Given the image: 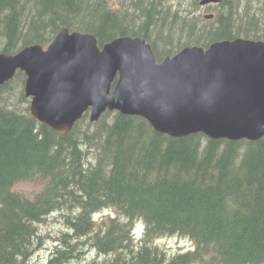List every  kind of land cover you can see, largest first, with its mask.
Listing matches in <instances>:
<instances>
[{
  "label": "trees",
  "instance_id": "trees-1",
  "mask_svg": "<svg viewBox=\"0 0 264 264\" xmlns=\"http://www.w3.org/2000/svg\"><path fill=\"white\" fill-rule=\"evenodd\" d=\"M63 28L100 46L144 37L161 61L186 46L264 39V0H0V52L47 46ZM26 78L18 70L0 86V264H28L57 214L65 229L47 264H264V137H173L119 111L94 122L86 112L60 133L32 115ZM23 182L40 190H15ZM105 209L115 215L96 219ZM172 236L194 249L156 243Z\"/></svg>",
  "mask_w": 264,
  "mask_h": 264
},
{
  "label": "water",
  "instance_id": "water-1",
  "mask_svg": "<svg viewBox=\"0 0 264 264\" xmlns=\"http://www.w3.org/2000/svg\"><path fill=\"white\" fill-rule=\"evenodd\" d=\"M18 70L27 77L32 115L60 133L70 132L86 112L94 122L119 111L173 137H264V40L186 46L158 61L144 37L120 36L100 46L93 33L63 28L47 46L0 52V86Z\"/></svg>",
  "mask_w": 264,
  "mask_h": 264
},
{
  "label": "rangeland",
  "instance_id": "rangeland-1",
  "mask_svg": "<svg viewBox=\"0 0 264 264\" xmlns=\"http://www.w3.org/2000/svg\"><path fill=\"white\" fill-rule=\"evenodd\" d=\"M209 12H203V15ZM264 40V39H262ZM31 104V98L30 103ZM15 190L23 192L25 195L29 197H33L39 190L40 186L35 183L31 182H23L15 187ZM109 214L111 216L115 215L114 210L109 211ZM107 213H97L96 219L99 221L105 219L107 216H109ZM65 229L64 225L61 222V216L60 214L51 216L45 223H43L40 226L41 233L44 238L43 246L32 257L30 262L28 264H47L52 251L54 250V247L56 245V235L59 234L60 230ZM162 247H165L170 252H179V251H188L194 249L193 242L185 237L180 236H172V237H165L162 239H159L157 242ZM96 254L90 255L89 258L95 257Z\"/></svg>",
  "mask_w": 264,
  "mask_h": 264
}]
</instances>
